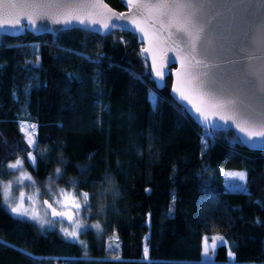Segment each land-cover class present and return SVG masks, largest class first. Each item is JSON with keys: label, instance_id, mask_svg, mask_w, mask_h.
I'll use <instances>...</instances> for the list:
<instances>
[{"label": "trees", "instance_id": "obj_1", "mask_svg": "<svg viewBox=\"0 0 264 264\" xmlns=\"http://www.w3.org/2000/svg\"><path fill=\"white\" fill-rule=\"evenodd\" d=\"M139 46L120 29L0 33V178L20 157L36 180L88 193L83 215L101 227L73 241L12 214L0 194V264H264V149L197 123L169 75L155 87ZM21 118L36 124L33 147ZM221 167L246 172L247 191L226 188ZM214 232L227 243L202 260Z\"/></svg>", "mask_w": 264, "mask_h": 264}, {"label": "water", "instance_id": "obj_2", "mask_svg": "<svg viewBox=\"0 0 264 264\" xmlns=\"http://www.w3.org/2000/svg\"><path fill=\"white\" fill-rule=\"evenodd\" d=\"M118 1L122 5L120 9L111 6L106 0H54L63 4L100 3L115 13H129L126 0ZM57 10L53 8L49 11ZM93 11L97 13L95 18L103 21L106 10ZM141 12L142 15H136L135 19L145 28L146 35L132 24L131 18L119 21L110 18L108 23L117 26L105 29L102 23L80 24L78 20H73L70 24H57L49 17L38 20L37 27H31L28 19L23 16L20 17V25H6L0 29V33L8 36H17L25 31L53 34L61 29L79 27L104 35L113 29L123 30L119 25L127 24L128 29L125 31L133 33L140 44L138 53L146 60L150 78L156 88H161L164 77L169 75L170 96L183 105L186 113L197 123L215 130L231 129L247 148L264 149V138L250 139L246 132L240 131V127L259 131V125L264 123V0H208L199 17L204 31L197 43V55L191 68L187 69L181 65L185 54L179 51L186 45L175 37L170 41L167 32H159V26L154 24V20H148L147 11ZM154 59L155 68L165 73L162 80L155 74ZM196 61L202 63L197 64ZM177 69H181L180 73ZM185 72L190 75L186 76ZM193 78L202 86L194 87L190 84ZM181 92L188 97L182 102ZM211 97L232 103L225 110L217 111L212 106L214 101ZM197 107L208 115V121L196 111Z\"/></svg>", "mask_w": 264, "mask_h": 264}, {"label": "snow or ice", "instance_id": "obj_3", "mask_svg": "<svg viewBox=\"0 0 264 264\" xmlns=\"http://www.w3.org/2000/svg\"><path fill=\"white\" fill-rule=\"evenodd\" d=\"M127 6L129 7V13H115L111 9L107 8V5L100 3H71L63 4L59 2H54V0H0V29H3L6 25L17 26L21 24L20 17H26L28 19V24L31 27H37V21L43 20L46 17L52 18L53 23L57 24H70L73 20H78L80 24H97L102 23L105 29L110 27H116L117 25L113 23L110 25L108 20L114 18L115 20H124L126 18L132 19V24L136 25V28L139 29L141 33H145V28L140 26V23L135 19L136 15H142L141 10H146L148 13V20H154V24L159 26V32H167L168 39L171 41L173 38L179 39L182 43L186 45L185 48L179 49L180 52L184 53V58L181 61L182 68H191L192 62L195 60L197 55V43L201 39V34L204 31L203 25L200 23L199 17L208 3V0H126ZM58 9L57 11H49L50 9ZM87 9L88 11H83ZM95 9H105L104 19L101 21L97 16V13L93 10ZM15 10V11H13ZM121 29L127 30V24L119 25ZM136 29H133L135 31ZM141 36V40H143ZM147 52L148 49H143ZM197 64L202 63V61H196ZM163 67V65H161ZM154 70L157 77L161 80L164 77V72L155 68V59H154ZM181 69H177V72L180 73ZM185 75H190L188 72H185ZM194 87H201L200 82L193 78L189 81ZM175 91H179L176 89ZM188 97L181 92L180 101L187 100ZM214 101L212 106L217 111L225 110L231 101H220L211 97ZM183 107V105H182ZM196 111L203 116L205 121H208V115L202 111L201 108L197 107ZM225 118V117H222ZM231 119V117H227ZM240 127V125H237ZM32 131H35V125L30 126ZM259 131H249L244 127H240L241 132H246L247 136L251 139L252 137H261L264 138V123L259 125ZM21 131H25V126L21 125ZM27 135V133H26ZM27 143L32 146L35 144V139L31 136H28ZM206 147V145H205ZM31 166L35 168L37 158L31 153L27 157ZM24 160L22 158L16 159L15 162L9 163L7 167L9 169H18L22 168ZM61 172L60 168L56 169V173ZM225 176L233 177L240 182L232 185V188L246 192L247 191V173L244 171H229L224 173ZM24 180L32 181V177L27 175V173H21V176L18 178L17 183H22ZM34 184L35 181H32ZM13 181H8L6 184L0 185V194H2L4 200L7 202L11 198ZM70 193L60 192L61 197L71 196ZM80 196L83 199V205L87 209L88 206V193H80ZM26 196L25 193L21 192L18 198V201L15 206L11 208V212L17 214L18 217H29L31 220L37 221L41 225L45 223L53 225L56 223L55 220H44L39 215V212L36 209V202L33 200L32 196H28L27 199L31 205V208L24 206V200ZM55 203L60 204V200H56ZM44 204L48 208L52 209L53 217L67 218L72 222V230L69 231L67 228L61 229L66 237H71L73 241L78 238V235L86 230V226L81 223L78 219H75L73 215L68 214L64 211H57L52 207V204H49L48 201H44ZM69 206L68 203L61 204V207ZM70 206L76 210L78 216L79 210L81 208L80 200L73 198L70 202ZM91 227L96 228L98 231L101 230L100 225L93 224ZM115 239V237H113ZM211 240L212 243L209 245L208 241ZM227 241L223 236L208 237L203 238V255L210 261L211 256L215 255L217 248L223 246ZM82 246L86 249L87 245L81 241ZM211 251V256L209 252ZM29 255H31L29 253ZM86 255V252H85ZM229 257L233 256V253L229 251ZM145 257H147V248H145ZM118 259V258H117Z\"/></svg>", "mask_w": 264, "mask_h": 264}, {"label": "rangeland", "instance_id": "obj_4", "mask_svg": "<svg viewBox=\"0 0 264 264\" xmlns=\"http://www.w3.org/2000/svg\"><path fill=\"white\" fill-rule=\"evenodd\" d=\"M148 95H149V98L152 100L153 93L149 92ZM21 125L25 126V131H22V132L25 134L26 139L28 138V136H31L34 139L36 138V127H35V131H32V129L30 127L31 125L36 126V124L33 121H31L27 118H21L20 119V128H21ZM26 133H27V135H26ZM30 147H33V145ZM30 153L32 154V152H30ZM18 158H20V157L12 159L6 163V176L4 178H0V185L6 184L8 181H13L10 200L6 202L4 200L2 194H1L2 201H3L4 205L8 207L10 212H11V208L16 205L20 193L23 192V193H25V196H26V198L24 200V206L25 207L31 208V205H30L27 197L32 196L33 200L36 202V209L39 212V215L41 216V218H43L46 221L47 220H55L56 221V223H54L53 225H49L47 223H45L44 225H41L37 221L32 220L38 226H40L41 229H48V228H54L55 227V228L59 229V231L63 235H64V233L61 231V229L67 228L69 231L72 230V222L69 221L66 217L65 218L53 217L51 214L52 209L48 208L47 205L44 204V201H48L49 204H52V207L55 208L57 211H64L68 214L73 215V217L75 219H78L81 223H83L86 226V228L91 227V225H93V224H97L96 221H90V220L86 219L85 216L83 215V211H82L83 201L78 196V194L71 188H65L61 185H57L54 182L53 176H48L44 180L38 181L27 170L24 163H23L22 168H18V169H9L7 167V165L9 163L15 162L16 159H18ZM229 171H243V170L240 168H230V167L219 168V172L222 176L224 185L226 186V188L233 189L232 185L238 184V183H243V182H240L233 177L225 176L224 173L229 172ZM21 173H27V175H30L32 177V181H35V183L33 184L32 181H28V180H24L22 183H17V180L21 176ZM61 191H63L64 193H70L72 195L66 196V197H61L60 196ZM73 198L80 200L81 205H82L80 210H79L78 216L76 214V210L70 206V202ZM56 200H60L61 203L60 204L55 203ZM64 203H68L69 206L61 207V204H64ZM12 214H14V213H12ZM14 215H17V214H14ZM25 218L30 219L29 217H25ZM205 236L215 237V236H222V234L219 232H214V233H210L208 235L204 234L201 237L200 258L202 260L209 261L203 255V238ZM68 238L71 239V237H68ZM77 239H79V238H77ZM208 243H209V245H211L212 241L209 240ZM144 251H145V248H144ZM227 253H229V250L227 251ZM209 255L211 256V251L209 252ZM212 258H213V256H211V260H212Z\"/></svg>", "mask_w": 264, "mask_h": 264}]
</instances>
